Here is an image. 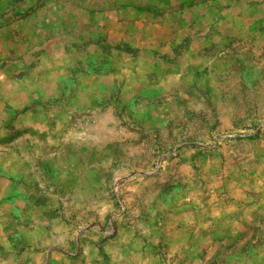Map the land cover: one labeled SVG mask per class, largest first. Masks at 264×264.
<instances>
[{
	"label": "rangeland",
	"instance_id": "1",
	"mask_svg": "<svg viewBox=\"0 0 264 264\" xmlns=\"http://www.w3.org/2000/svg\"><path fill=\"white\" fill-rule=\"evenodd\" d=\"M0 264H264V0H0Z\"/></svg>",
	"mask_w": 264,
	"mask_h": 264
}]
</instances>
